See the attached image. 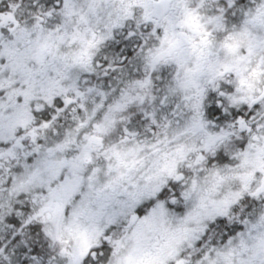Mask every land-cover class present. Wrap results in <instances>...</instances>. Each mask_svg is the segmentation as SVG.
Returning <instances> with one entry per match:
<instances>
[{
    "label": "snow or ice",
    "instance_id": "obj_1",
    "mask_svg": "<svg viewBox=\"0 0 264 264\" xmlns=\"http://www.w3.org/2000/svg\"><path fill=\"white\" fill-rule=\"evenodd\" d=\"M0 264H264V0H0Z\"/></svg>",
    "mask_w": 264,
    "mask_h": 264
}]
</instances>
